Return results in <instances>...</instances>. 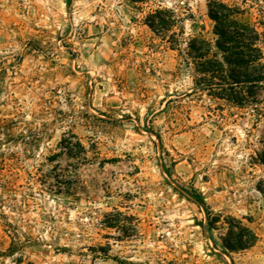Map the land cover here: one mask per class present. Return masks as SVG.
<instances>
[{
    "label": "rangeland",
    "instance_id": "1",
    "mask_svg": "<svg viewBox=\"0 0 264 264\" xmlns=\"http://www.w3.org/2000/svg\"><path fill=\"white\" fill-rule=\"evenodd\" d=\"M262 72L264 0H0V264H264Z\"/></svg>",
    "mask_w": 264,
    "mask_h": 264
},
{
    "label": "trees",
    "instance_id": "2",
    "mask_svg": "<svg viewBox=\"0 0 264 264\" xmlns=\"http://www.w3.org/2000/svg\"><path fill=\"white\" fill-rule=\"evenodd\" d=\"M212 18L216 21V30L218 35L223 38L225 41L231 42L233 46L231 47H223L222 44L218 45L220 46L221 49H224L226 51L233 52L235 54L241 55L244 53V51L241 49L242 47L249 48L252 50L255 44V31L253 36L251 37L249 43L243 44L238 38H240V33L236 27L226 29L228 27L225 26V23L228 22V20L225 19V17H219L217 15L211 14ZM260 58V55L255 56V55H250L247 59H243L242 61H231L227 60V62L232 63L234 66H237L238 68H243L247 69L248 68H253L255 67L254 62H256ZM239 60V59H238ZM232 68L231 70H233ZM231 82H226L229 85L232 86H237L241 85L242 83H249L251 85H257L259 86L261 83H264V72L262 73H251V75H246L245 79L239 80L236 78H231ZM232 101H236L235 97H231ZM261 162L264 164V152L261 153L260 157ZM238 229V232L236 230ZM240 231V232H239ZM228 238L224 240V246L230 250H235L238 248H244L251 246L255 243L257 240V235L255 234L254 231H252L249 227H246L244 225H233L230 224L228 228Z\"/></svg>",
    "mask_w": 264,
    "mask_h": 264
}]
</instances>
